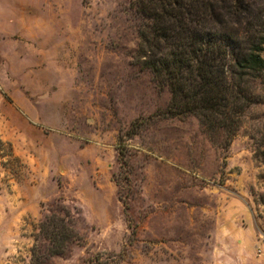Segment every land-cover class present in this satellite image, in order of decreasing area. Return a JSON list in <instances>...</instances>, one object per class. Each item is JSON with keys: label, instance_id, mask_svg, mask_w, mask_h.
Wrapping results in <instances>:
<instances>
[{"label": "rangeland", "instance_id": "obj_1", "mask_svg": "<svg viewBox=\"0 0 264 264\" xmlns=\"http://www.w3.org/2000/svg\"><path fill=\"white\" fill-rule=\"evenodd\" d=\"M139 23L131 0H0V264H264V105L229 140L167 115Z\"/></svg>", "mask_w": 264, "mask_h": 264}, {"label": "trees", "instance_id": "obj_2", "mask_svg": "<svg viewBox=\"0 0 264 264\" xmlns=\"http://www.w3.org/2000/svg\"><path fill=\"white\" fill-rule=\"evenodd\" d=\"M140 19L136 64L166 88L169 116L192 115L208 135L230 139L248 111L264 105V0H131ZM264 157V116L256 125ZM224 139V140H225ZM51 254L74 233L66 215L38 224Z\"/></svg>", "mask_w": 264, "mask_h": 264}, {"label": "built area", "instance_id": "obj_3", "mask_svg": "<svg viewBox=\"0 0 264 264\" xmlns=\"http://www.w3.org/2000/svg\"><path fill=\"white\" fill-rule=\"evenodd\" d=\"M258 252L264 254V241L258 246Z\"/></svg>", "mask_w": 264, "mask_h": 264}]
</instances>
